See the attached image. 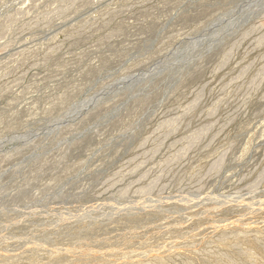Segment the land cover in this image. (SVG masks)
I'll use <instances>...</instances> for the list:
<instances>
[{"label": "rangeland", "instance_id": "374dc122", "mask_svg": "<svg viewBox=\"0 0 264 264\" xmlns=\"http://www.w3.org/2000/svg\"><path fill=\"white\" fill-rule=\"evenodd\" d=\"M0 264H264V0H0Z\"/></svg>", "mask_w": 264, "mask_h": 264}]
</instances>
